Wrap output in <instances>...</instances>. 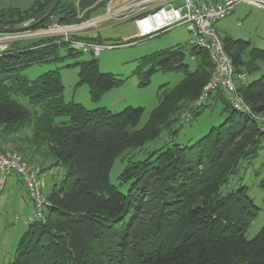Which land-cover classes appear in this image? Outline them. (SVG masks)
Instances as JSON below:
<instances>
[{"label": "trees", "instance_id": "obj_1", "mask_svg": "<svg viewBox=\"0 0 264 264\" xmlns=\"http://www.w3.org/2000/svg\"><path fill=\"white\" fill-rule=\"evenodd\" d=\"M52 1L38 0L24 12L9 9L0 16L27 14L39 19ZM54 15H65L60 25L91 19L90 13L78 18L74 4L67 0L61 1ZM86 38L101 43L99 38ZM221 38L238 73L260 71L264 50L229 35ZM64 45L60 37L39 38L0 54V149L6 148L4 133L14 132L41 112L34 121L33 147L12 150L45 173L61 166L65 170L60 188L55 185L47 195L51 206L45 221L29 224L8 264H264V226L253 239L245 236L260 208L245 194L221 193L237 170L261 150L264 121L254 115L264 118V76L238 88L251 114L235 110L221 90L195 107L213 72L208 54L192 47V57L196 49L208 56L196 58L194 71L178 49L145 56L143 65H152L147 77L158 68L182 70L185 76L176 87L161 86L158 107L137 129L145 112L142 107L117 113L89 110L64 101L59 71L34 80L18 74L26 67L57 60ZM75 66L79 67L77 85L86 84L94 102L124 83L113 74L101 73L97 59ZM18 96L27 98L30 107L16 100ZM210 100L222 102L225 120L198 140L179 143L180 130L192 126L203 108L211 106ZM165 130L169 142L127 165L120 181L128 184V191H120L110 181L116 160ZM43 151L46 154L38 158ZM40 160L52 163L44 167Z\"/></svg>", "mask_w": 264, "mask_h": 264}, {"label": "rangeland", "instance_id": "obj_2", "mask_svg": "<svg viewBox=\"0 0 264 264\" xmlns=\"http://www.w3.org/2000/svg\"><path fill=\"white\" fill-rule=\"evenodd\" d=\"M72 3L73 0H67ZM107 12V11H106ZM106 14V13H105ZM97 16V15H93ZM41 18V17H40ZM39 18V19H40ZM36 17H29L27 14L6 15L0 16V27L4 28H26L35 24L38 20ZM15 21L14 23H11ZM128 22L117 23L115 21L105 22L101 25L110 23L112 29L107 30V37L103 43L111 45H122L110 50H105L99 57H94L90 53H79L73 50L71 45L67 44L58 49V59H52L47 62L35 64L26 67L18 72V74L25 75L29 79L34 80L38 76L48 73L50 71H59L64 83V101L66 103H78L89 110H96L99 108H106L111 112H121L128 107L144 108V115L137 127L141 129L147 123L150 115L160 103L159 89L163 85L169 87H176L184 79V71L182 70H163L157 71L150 77H147V72L152 67L151 63L143 65L142 59L145 56L152 55L162 50L178 49L185 54V63L189 69L194 71L197 68L196 58L205 57L207 54L196 49L195 55H191L192 46L189 41L192 34L189 33L187 25H175L169 30H165L147 38H130L128 41L123 39L124 32ZM99 25V26H101ZM49 26V25H48ZM217 31L220 36H232L235 39L249 41L252 48L264 50V8H257L239 3L232 15L217 23ZM41 29V28H40ZM40 29H32L29 31L18 33H0V54L13 49L17 50L20 47L26 46L31 41L41 38L37 33ZM131 30L130 33H132ZM127 33L126 35H129ZM25 36L20 39L4 41L1 38H8L9 36ZM57 37H62L58 35ZM65 39V37H62ZM128 44V45H126ZM20 46V47H19ZM200 54V55H199ZM245 56H249V51ZM97 59L99 63V70L101 73H110L124 80V83L105 93L102 98L94 102L91 98L90 89L86 84L77 85L79 82V67L75 66L77 63ZM260 71L248 75V82H252L264 76V61L259 62ZM166 85V86H167ZM22 105L30 107L27 98L18 96L15 97ZM214 102V104L212 103ZM211 106L204 107L203 113L198 120L192 123V126L186 125L180 130L177 141L184 143L190 139L198 140L215 126H219L225 120L226 115L222 113L223 106L220 100H210ZM35 115L31 121L26 122L23 126L18 127L10 134H3L1 138L5 141V147L16 149L21 152L27 147H33L32 142L34 134V121L39 118ZM170 139L168 131H163L161 135L155 140L149 141L139 149H129L121 157H119L110 173V181L117 186L120 191L126 193L128 191V184H122L120 176L127 165L132 164L138 160H144L152 152L164 147ZM188 143V142H187ZM186 143V144H187ZM185 144V143H184ZM43 150V149H42ZM41 150V151H42ZM16 151V152H17ZM46 153L41 152L38 158ZM44 162V160H43ZM64 168L61 166L55 170L53 174L47 176V187L44 190L47 196L57 185L60 188L61 178L64 175ZM13 180V177L10 178ZM9 180V181H10ZM10 183V182H9ZM9 183L4 192V195L10 194ZM22 189V188H21ZM245 194L252 198L254 204L260 208V213L251 226L246 230L245 236L248 240L253 239L264 226V138L261 140V150L258 156L249 164L242 165L237 172L229 179L228 183L221 188V193L227 196L231 193ZM27 202L31 200L23 193ZM19 218L15 217V209L10 207L7 215L0 213V255H2V262L9 263L13 260V255L18 247L20 239L27 231L29 225H25L26 217L29 216V222L32 221L30 208L18 209ZM6 219L9 223L6 229L2 228V221Z\"/></svg>", "mask_w": 264, "mask_h": 264}, {"label": "built area", "instance_id": "obj_3", "mask_svg": "<svg viewBox=\"0 0 264 264\" xmlns=\"http://www.w3.org/2000/svg\"><path fill=\"white\" fill-rule=\"evenodd\" d=\"M114 1L109 0L106 14L104 13L99 18L89 19L77 25L51 24L40 29L37 34L41 38L60 35L65 37V39L60 38L71 45L74 51L99 57L105 50L122 46L98 43L86 38L89 30L105 22L134 21L140 35L146 38L169 30L175 25H187L189 33L192 34L190 45L205 51L213 66L211 79L203 88L199 99L195 102V107H200L215 92L221 90L235 110L251 114L249 106L244 103L238 93V88L248 83V75L236 71L216 25L232 15L237 4L246 3L257 8H264V0H216L214 3L182 0V5L179 7L174 5L177 0H122L119 6L113 5ZM22 37L25 36L13 35L1 39L3 42L6 39L16 41V39L23 40L20 39ZM254 118L264 121V118L259 115H254ZM261 129L264 131V125ZM50 174H53V170L43 172L39 165L30 163L11 148L0 149V201L9 178L16 176L33 202L32 222H44L46 212L51 206L44 193L47 187L46 177Z\"/></svg>", "mask_w": 264, "mask_h": 264}, {"label": "crops", "instance_id": "obj_4", "mask_svg": "<svg viewBox=\"0 0 264 264\" xmlns=\"http://www.w3.org/2000/svg\"><path fill=\"white\" fill-rule=\"evenodd\" d=\"M36 1H38V0H0V12L6 11L9 9H14V10H18L20 12H24V11L30 9L35 4ZM121 1L122 0H115L113 2V5L119 6L121 4ZM201 1L208 2V3H214L216 0H201ZM108 2H109V0H73L72 3L74 4V7L76 9V13H77L78 18H82V17H84L90 13L91 19H95V18H99L100 16H102L106 12V6H107ZM174 5L176 7L181 6L182 0H177L174 3ZM93 15H97V16L93 17ZM112 28L113 27L110 26V23L106 24V25H101L95 29L89 30L87 32V35L94 37V38H99L101 43H103V41H105L106 39H110L111 36H114V35L109 34L107 37H103L104 34L108 33L107 30L112 29ZM133 29H134V31H132V33H130L131 30H133ZM124 33L125 34L123 35V39L125 41H128V39L133 38V37L134 38L137 37V38H141V39L146 38V37H142L140 35L138 26L136 25V23L134 21L128 22L127 27H126V31ZM127 33H130V34L126 35ZM40 162L44 167H48L52 163V161H49V160L48 161L44 160V162H43V160H40L39 163ZM59 168L60 167L54 168V171L58 170ZM10 178H9V180H10ZM9 180H8V183L10 182L9 183L10 194L6 193L4 195V193H3L2 197H1V201H0V213L4 214L2 216H6L9 208L13 207L16 210L15 211L16 212L15 217H16V219H18L19 218V214L17 213V211H19L18 209L26 208V206H28L31 210L30 214L33 217V214H34L33 202L29 198L24 185L22 184L20 179L16 176H13V180H10V181ZM8 183L6 184L5 190L7 188ZM46 183H47V177H46ZM23 193H25V195L31 200V203L27 202V199L23 196ZM17 216H18V218H17ZM28 220H29V216L26 217L25 225H29L32 223V221L29 222ZM1 224H2V228H4V229H6L9 225V223L6 219H4ZM2 259H3L2 255H0V264H6V263H4L5 262L4 260L2 262Z\"/></svg>", "mask_w": 264, "mask_h": 264}, {"label": "water", "instance_id": "obj_5", "mask_svg": "<svg viewBox=\"0 0 264 264\" xmlns=\"http://www.w3.org/2000/svg\"><path fill=\"white\" fill-rule=\"evenodd\" d=\"M62 0H53L50 7L48 8L47 12L44 14L43 17H41L35 24L26 27V28H2L0 27V33H18V32H24V31H29L32 30L42 24H45L46 26L51 25V24H58L60 23L63 19H65V15H54L57 7L61 3ZM50 20V22H48Z\"/></svg>", "mask_w": 264, "mask_h": 264}]
</instances>
